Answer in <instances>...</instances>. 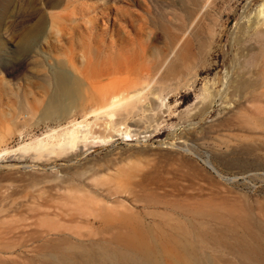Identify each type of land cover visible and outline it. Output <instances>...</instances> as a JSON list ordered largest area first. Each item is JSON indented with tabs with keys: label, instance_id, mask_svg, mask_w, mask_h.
Returning a JSON list of instances; mask_svg holds the SVG:
<instances>
[{
	"label": "rangeland",
	"instance_id": "1",
	"mask_svg": "<svg viewBox=\"0 0 264 264\" xmlns=\"http://www.w3.org/2000/svg\"><path fill=\"white\" fill-rule=\"evenodd\" d=\"M262 1L84 0L109 7L93 20L106 40L133 37L148 45L157 69L150 85L161 87L157 113L121 121L118 132L108 118L89 117L88 139L72 149L57 148L58 134L82 114L41 117L50 90V59H42L50 46L40 41L17 76L0 74V151L7 150L0 154V264H42L56 250L97 252L99 241L114 237L139 252L152 245L175 264L172 251L186 242L188 219L214 230L217 217L228 225L234 216L264 221V121L233 126L241 100L227 95L210 105L201 94L224 88V76L233 79L237 61L254 51L252 29L235 38ZM16 23L26 26L25 12ZM22 95L28 102L21 98L19 109ZM49 133L52 151L16 150Z\"/></svg>",
	"mask_w": 264,
	"mask_h": 264
},
{
	"label": "bare ground",
	"instance_id": "2",
	"mask_svg": "<svg viewBox=\"0 0 264 264\" xmlns=\"http://www.w3.org/2000/svg\"><path fill=\"white\" fill-rule=\"evenodd\" d=\"M259 7L253 18L248 17L241 24L240 33L235 38L241 41L252 29L253 44H244H252L254 51L237 61L233 79L226 82L224 76L221 82L224 88L210 92V87H207L201 93L204 97L205 94L209 96L210 100L206 98V101L210 105L218 100L224 102L227 95L241 100L237 101L241 116L232 124L239 128L254 121H264V1ZM86 9L88 13L85 14ZM108 10V6H89L84 0H5L1 9L0 74L17 76L24 64L36 55L35 51L43 40L50 46V55L42 59L44 63L50 59L46 78L50 90L46 93L41 117L62 118L76 112L82 114L80 121L71 119L70 125L58 134V149H72L78 142L88 139L90 122L86 119L89 117L108 118L106 125L118 132L116 126L121 121L139 114L154 115L158 112L155 99H160L161 86L150 85L157 69L147 55L148 45L133 37L106 40L101 31L97 32L93 20H102ZM23 12L26 26L20 28L16 21ZM139 29L142 30V24L138 25ZM234 57L235 62L240 58ZM157 78L163 80L165 74ZM0 83H4L1 76ZM148 88L150 92L146 93ZM21 98L28 102L24 95L19 96L16 101L19 109L22 107ZM123 133L130 135L127 130ZM50 137H53L51 133L37 137L33 142L18 145L16 150L33 149L39 156L42 152L52 151L53 144L44 139ZM6 151H0V154ZM193 220L188 219L191 230L183 232L186 242L176 243L178 249L172 251L175 264H229L232 259L237 263L264 264V221L234 216L228 220L232 225H228L217 217L218 229L214 230L207 228V221L197 223L194 220L196 225ZM237 226L240 233L235 230ZM96 245L97 252L62 253L56 250L48 257L50 263L44 261L42 264H173L156 256L152 245H145L143 252H139L132 243L124 246L117 237L102 239Z\"/></svg>",
	"mask_w": 264,
	"mask_h": 264
}]
</instances>
